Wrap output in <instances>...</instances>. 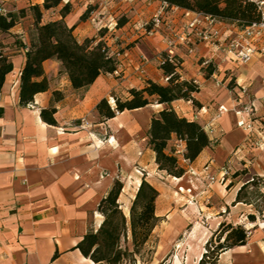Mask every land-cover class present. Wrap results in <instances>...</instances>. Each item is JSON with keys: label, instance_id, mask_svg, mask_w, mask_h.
Listing matches in <instances>:
<instances>
[{"label": "crops", "instance_id": "1", "mask_svg": "<svg viewBox=\"0 0 264 264\" xmlns=\"http://www.w3.org/2000/svg\"><path fill=\"white\" fill-rule=\"evenodd\" d=\"M43 3L0 0V7L18 14L37 5L46 23L52 14L62 19L61 9L69 5L71 11L63 20L74 28L79 42L101 38V30L112 31L123 41L118 59L122 70L118 77L102 74L86 91L75 90L62 63L47 60L43 69L49 90L21 107L20 74L26 60L23 46L31 43L33 15H18L17 24L8 33H0L4 52L11 55L14 65L0 95L4 110L0 117V264H93L75 247L90 228L97 230L102 224L97 208L115 180L123 183L119 203L127 218L143 180L159 193L141 209L139 217V229L149 223L147 218H155L145 242L155 245L153 256L145 261L134 254L122 264H200L215 233H223L224 242L229 233L224 229L229 226L245 230L246 244L221 251L216 264H264V221H260L259 202L236 201L239 180L230 167L238 168L233 156L243 152L241 144L249 135L240 126L249 121L239 108L248 101L242 89L249 92L254 111L264 114V55L237 66L224 61L218 44L199 43L192 53L185 47L178 49L182 79L200 85L193 95L200 107L184 100L176 101L173 107L180 116L200 123L213 144L189 163L183 155L185 143L173 136L169 152L177 149L179 163L186 170L182 178H175L159 170L155 153L146 146L153 114L168 105L153 102L110 120L102 118L96 108L103 99L110 103L120 98V93L145 88L149 79L166 84L159 68L166 50L163 38L180 29L186 21L185 10L165 6L159 0H112L107 8H102V0H63L51 10H44ZM159 10L164 11L159 31L146 35L141 23ZM98 13L100 24L93 21ZM118 17L125 18L119 28ZM228 27L227 23L219 25L222 32ZM203 59L212 61L213 74L205 76L199 66ZM49 109H55L57 125L42 120L41 111ZM84 119L88 125L82 126ZM207 165L209 170L204 172ZM225 167L230 172L232 169L231 176L224 175ZM125 193L129 199L123 203Z\"/></svg>", "mask_w": 264, "mask_h": 264}, {"label": "trees", "instance_id": "2", "mask_svg": "<svg viewBox=\"0 0 264 264\" xmlns=\"http://www.w3.org/2000/svg\"><path fill=\"white\" fill-rule=\"evenodd\" d=\"M159 1L171 7L217 17L227 24L236 22L248 25L260 19L255 4L248 0ZM62 2L63 0H44L43 9H55ZM70 11V6L65 5L61 9L62 19L50 20L46 23L42 22L43 14L37 5L20 10L18 14L8 10L6 16L0 14L1 34L8 33L17 24L18 15L25 17L27 12H30L34 17V33L31 34V43L29 47L23 46L28 51L25 52L26 60L20 74L19 105L21 107H27L34 102L35 95L49 90V82L43 69V63L47 60L56 59L62 63L75 90L86 91L99 76L113 74L117 70V54H121L122 51L109 55L111 49L106 42L101 40L106 34V31L103 32V30L99 32L101 38H86L83 42H79L74 35V28L68 27L63 20ZM124 22L125 20L118 21L117 28ZM177 60L176 64L171 63L167 54H162L159 68L162 70L164 78H168L166 84L149 79L146 81L145 88L131 89L128 98L116 99L115 106H111L107 99H103L96 109L102 118L110 120L115 118L117 113L145 108L153 102L168 105V108L153 114L147 133L146 146L155 153L159 170L165 171L172 177L181 178L186 174V170L179 163L177 149L174 147L169 152V143L173 136L178 141L185 143L186 149L183 155L189 163L194 162L213 143L209 133L200 123L180 116L173 107V104L179 100L192 101L194 106L200 107L198 101L193 97L196 92H199L200 85L194 81L182 79V62L180 59ZM13 70L11 55L5 54L4 46L0 42V95L6 77ZM204 71L205 76H209L214 73V68L209 66ZM56 94L58 95V93ZM3 113L4 110L0 107V117L3 116ZM54 113L55 109L42 110L41 118L47 124L57 125ZM225 168L229 172L227 176H231L228 167ZM247 185L240 188L236 198L237 202H249L246 201L244 195ZM122 190L123 183L120 180H115L97 208L99 214L103 216L102 224L97 230L90 228L75 247L93 264H122L128 258H133L134 254L138 253L140 244H144L148 240L152 226L139 229V213L145 205L158 196V191L143 180L132 201L130 216L127 218L119 203ZM224 230L225 232L229 231L225 241L216 247L211 256L205 254L200 264H216L218 252L246 244L247 234L243 228L233 229L229 226ZM129 232L134 251H130L126 245H123L127 242ZM138 236H142L141 242H139ZM211 244L212 240L207 246Z\"/></svg>", "mask_w": 264, "mask_h": 264}, {"label": "built area", "instance_id": "3", "mask_svg": "<svg viewBox=\"0 0 264 264\" xmlns=\"http://www.w3.org/2000/svg\"><path fill=\"white\" fill-rule=\"evenodd\" d=\"M255 4L260 19L257 22H253L248 25L232 23L228 24V30L222 32L219 28L221 23H225L218 19L217 17L203 14L194 13L185 10L184 17L185 22L181 23L180 29L177 31H172L170 34L163 38V42L166 45V50L164 53L167 54L168 60L171 63L176 64L178 62L177 51L181 47H185L190 53L193 52L195 45L199 43H207L210 45L218 44L217 50L222 55L224 61H230L237 66H243L252 61L256 55H264V0H248ZM112 0H102V8H107L111 5ZM167 6L166 3H164ZM177 9V7H175ZM0 14L3 16L7 15V9L4 6L0 7ZM164 11L159 10L150 19L144 20L141 23V27L145 29V34L152 36L156 34L162 23H163ZM101 13L94 16L93 21L100 24ZM51 21L58 20L55 14L50 17ZM200 23H204L203 27H198ZM101 38V40H103ZM114 42H117L119 38L114 36ZM107 44V43H106ZM107 46L111 49L110 54L116 52L112 46ZM28 49H24L27 52ZM118 53V52H117ZM120 54H117L119 57ZM119 59V58H118ZM162 62V61H161ZM199 66L201 70H205L209 66L214 68V65L210 59H203L200 61ZM122 67L118 60L117 70L112 74L114 76L121 75ZM168 78L165 79V82ZM198 84L196 81H194ZM220 83L217 81V85ZM247 90L242 89L241 93L246 95ZM264 100V95H263ZM250 108H246L245 113L248 115ZM118 114V113H117ZM249 116V115H248ZM82 124L88 125V121L82 120ZM240 126L247 131L250 135L253 131L252 121L243 122ZM209 165L204 167V172H208ZM225 176L229 175L226 168L222 169ZM182 178V177H181ZM209 181H214V177H209ZM198 190V189H197ZM205 254H208L205 251Z\"/></svg>", "mask_w": 264, "mask_h": 264}, {"label": "rangeland", "instance_id": "4", "mask_svg": "<svg viewBox=\"0 0 264 264\" xmlns=\"http://www.w3.org/2000/svg\"><path fill=\"white\" fill-rule=\"evenodd\" d=\"M124 19H125L124 17H118L115 20L118 23V21H123ZM33 33H34V30L31 31V34ZM113 39H114V33L110 31V33H106L103 41L106 42L109 46H112L111 48H113L116 52L123 51V47H124L123 41L120 40L119 38L117 42H114ZM119 56H121V54ZM110 75L114 76L112 74ZM114 77H117V76H114ZM248 94L249 92L247 91L246 95H244L246 96V99H248V101L243 102L239 108H241L243 113L246 111V108H250L249 113H248L249 115L248 118H249V121H252L253 131L250 135H248V138H246V140L243 139V142L241 144L242 145L241 150L243 152H239L238 155L233 156V158L239 163L238 168L235 169L232 165L230 167L233 168V175L238 177L240 188L243 185L248 184L246 190L244 191L246 201H254V202L258 201L259 202V207H260L259 210L260 212H262L259 215L260 221H264V214H263V209H264V114H262L261 112L254 111L253 105L250 101L251 97L249 96L250 97L249 98ZM120 96L121 97L118 99L124 100L128 98L130 95H129V92H127V93H120ZM110 103L109 104L111 106H114L115 101L111 99ZM257 113H260L259 116H256ZM81 125L83 126L84 124H81ZM245 165L247 166L245 167ZM231 172H232V169H231ZM127 199H129V196L125 193V197L122 199V202L124 203L125 201H127ZM139 217L141 219V210L139 213ZM146 220H148L149 223L144 224V227L153 226V224H155L156 222L155 218L153 217L149 219L147 218ZM140 229H143V228H140ZM222 235L223 233L222 234L215 233V237L211 239L212 244L210 246H207V248L205 249V251L209 252L207 254L208 256H211V254L216 249V247L220 243H223ZM138 237H139V242H141L142 236H138ZM151 237L152 238L150 240L153 242V235H151ZM123 245L124 246L126 245V247H128L129 250L132 249V251H134L133 245H132V237H131L130 232L128 233L127 242L123 243ZM154 247L155 245L151 242L149 244H146V243L140 244L137 254H139L140 257L145 261L150 260L151 257L153 256V253L155 252ZM219 254L220 252H218V256ZM204 255H205V252H204ZM128 259L131 260L132 258L130 257ZM210 260H212L211 257H210ZM207 261H209V258H207ZM162 264H165V263L162 262Z\"/></svg>", "mask_w": 264, "mask_h": 264}, {"label": "bare ground", "instance_id": "5", "mask_svg": "<svg viewBox=\"0 0 264 264\" xmlns=\"http://www.w3.org/2000/svg\"><path fill=\"white\" fill-rule=\"evenodd\" d=\"M191 187H195V185L193 184V186H191ZM195 190H197V188ZM262 226L264 227V223H262Z\"/></svg>", "mask_w": 264, "mask_h": 264}]
</instances>
